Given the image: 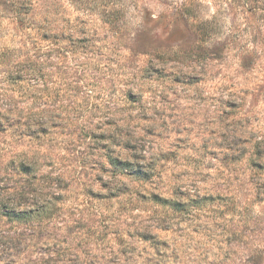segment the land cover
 <instances>
[{"label": "rangeland", "instance_id": "374dc122", "mask_svg": "<svg viewBox=\"0 0 264 264\" xmlns=\"http://www.w3.org/2000/svg\"><path fill=\"white\" fill-rule=\"evenodd\" d=\"M0 264H264V0H0Z\"/></svg>", "mask_w": 264, "mask_h": 264}, {"label": "trees", "instance_id": "16d2710c", "mask_svg": "<svg viewBox=\"0 0 264 264\" xmlns=\"http://www.w3.org/2000/svg\"><path fill=\"white\" fill-rule=\"evenodd\" d=\"M15 5H16V2H15ZM108 15L110 14V16L112 15V12L110 13L109 11L106 12ZM16 14V20L19 24V26H23L24 23H25V17H21L20 13L19 12H15ZM30 21V20H28ZM28 24V22H26ZM30 24V23H29ZM30 25H35L36 29H39V31H41L40 33L38 32V36H40V40H43V41H59L61 39L64 38V34H58L56 33V31L54 30H49L46 26H47V21L45 20H42L41 22H38L37 24H30ZM69 36V39L68 40H72V44H78L79 43V40L80 39H71L73 38V36L71 35H68ZM84 39V38H83ZM84 41H88L89 40H84ZM111 161H114V160H111ZM112 164L114 165H117V163L114 161L112 162ZM14 216L16 217H19V214H13Z\"/></svg>", "mask_w": 264, "mask_h": 264}]
</instances>
